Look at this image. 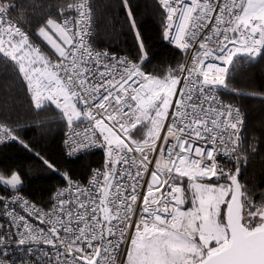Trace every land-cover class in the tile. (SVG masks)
<instances>
[{"label":"snow or ice","instance_id":"snow-or-ice-1","mask_svg":"<svg viewBox=\"0 0 264 264\" xmlns=\"http://www.w3.org/2000/svg\"><path fill=\"white\" fill-rule=\"evenodd\" d=\"M123 4L133 59L89 42V0L34 30L13 16L15 0H0V65L24 82L37 110L54 105L73 129L87 122L70 155L95 146L107 155L88 186L64 174L69 187L48 211L20 195L18 173L0 174L13 193L0 196V264H264V193L255 202L238 179L244 120L219 99L230 68L264 58V0H158L164 39L185 52L163 77L145 71L148 52ZM8 139L19 137L0 124V141Z\"/></svg>","mask_w":264,"mask_h":264},{"label":"trees","instance_id":"trees-1","mask_svg":"<svg viewBox=\"0 0 264 264\" xmlns=\"http://www.w3.org/2000/svg\"><path fill=\"white\" fill-rule=\"evenodd\" d=\"M74 2L15 0L17 8L13 13L30 19L31 24H25V27L34 30L41 18L49 14L59 15L60 8ZM89 3L93 14L92 45L96 49H109L135 58L138 45L123 0H89ZM128 5L148 52L144 68L163 77L169 67L175 68L183 63V55L164 40L162 9L158 0H128ZM228 84L227 90L220 89L221 94L239 105L244 118L242 133L247 163L238 178L253 200L259 203L264 193V58L258 57L247 65L235 67L229 74ZM0 124L11 128L19 137V140L0 144V170L9 174L17 171L22 177L20 190L43 206L49 205L54 188L68 181L64 174L71 181L82 184L91 168L103 162L101 149L77 158L67 157L63 146L64 123L59 112L51 106L37 110L24 82L2 65ZM139 135L142 136L143 131ZM21 140L28 145L27 148L19 142ZM40 157L52 163L54 168H49ZM9 191L0 187L3 195Z\"/></svg>","mask_w":264,"mask_h":264},{"label":"built area","instance_id":"built-area-1","mask_svg":"<svg viewBox=\"0 0 264 264\" xmlns=\"http://www.w3.org/2000/svg\"><path fill=\"white\" fill-rule=\"evenodd\" d=\"M76 2V0H75ZM74 2V3H75ZM13 16H16L14 13H12ZM68 15H76L74 12H71L70 14ZM90 32H91V35H92V23H91V27H90ZM91 35L89 37V42L91 43ZM166 42H168L169 44L175 46L174 43H170L168 40L164 39ZM92 44V43H91ZM94 47V46H93ZM176 47V46H175ZM95 48V47H94ZM177 48V47H176ZM96 49V48H95ZM98 51H107L109 53H114L116 56L118 57H128L129 59H132L131 57H129L128 55H124V54H120L116 51H111L109 49H96ZM179 51L181 52V54L183 55V62L185 61V52L181 49H179ZM188 55L190 56L191 55V52L188 53ZM257 59V58H256ZM254 61V60H253ZM252 62V61H251ZM216 63H219L218 61ZM248 63H241L239 64L238 66H244V65H247ZM146 72H149V73H152L151 71L145 69ZM233 71L232 68H230V71H229V74ZM153 74V73H152ZM155 75V74H154ZM30 95V94H29ZM219 99L225 103V104H231L234 108H238L242 114V117H243V113H242V110L240 109L239 105L236 104L235 102L231 101V100H228V99H225L223 97V95L221 94V91L219 90ZM33 104V102H32ZM34 106V104H33ZM51 107H53L55 110H57L59 112V114L61 115V119L64 123V133H63V146H64V152L66 154L67 157L69 158H77L89 151H95V150H103V153H104V159H103V162L100 164V165H97V166H94L91 168L89 174H88V177L86 178L85 182L80 184V183H77V182H74V187L75 186H88V182L90 180V178L92 177L93 175V172L94 170H100V171H103L105 169V165H106V161H107V155H106V150L99 147V146H95V147H92V148H88V149H81L80 151H77V152H74L72 153L71 155L69 154L72 149L71 147L69 146L73 140H80V139H83V137L86 135L85 132L83 131L84 127L86 126L87 122H85V125H81L80 127L78 128H69V126L67 125V122L66 120L62 117V113L55 108L54 105H50ZM244 120V118H243ZM74 131H79L81 133L80 137H76L74 136ZM163 135V133H162ZM12 140L11 139H8V140H2L0 141V144H3V143H8V142H11ZM68 141V143L66 144L65 142ZM151 167V166H150ZM146 179H150V177L146 176L145 177ZM69 187V181H67L65 184H62V185H59L57 187L54 188V190L52 191L51 193V197H50V203L48 206H43L41 205L40 203H38L37 201H35L32 197H30L28 194H26L24 191L20 190V195H22L24 198L28 199L30 202H32L33 204H35L37 207L43 209L44 211H48L49 209H51L52 205L56 202V198H57V195L58 193H60L62 190H65ZM146 191V189H145ZM11 195H13L12 191H9L7 194L3 195L2 192H0V196H3L5 198H9ZM70 195L69 192L65 191L64 192V196L63 197H60V198H68ZM3 201H0V223H6V218L3 216ZM21 214H24L27 216L26 213H23L21 211ZM28 219L30 220V222L35 225V226H38V227H45V225H41L39 224V221L38 220H35L34 218L32 217H28ZM41 247H45V248H48L50 246H41ZM9 255L12 257V258H16L18 259L19 258V253H16V254H13V253H9Z\"/></svg>","mask_w":264,"mask_h":264},{"label":"rangeland","instance_id":"rangeland-1","mask_svg":"<svg viewBox=\"0 0 264 264\" xmlns=\"http://www.w3.org/2000/svg\"><path fill=\"white\" fill-rule=\"evenodd\" d=\"M15 172L18 173L17 171H15ZM0 174L5 175L6 177H10L12 173L9 174V173H6V172H3V171L0 170ZM18 174H19V173H18ZM19 175H20V174H19ZM21 180H22V177H21ZM185 207H188V205H185Z\"/></svg>","mask_w":264,"mask_h":264},{"label":"water","instance_id":"water-1","mask_svg":"<svg viewBox=\"0 0 264 264\" xmlns=\"http://www.w3.org/2000/svg\"><path fill=\"white\" fill-rule=\"evenodd\" d=\"M239 179V178H238Z\"/></svg>","mask_w":264,"mask_h":264}]
</instances>
